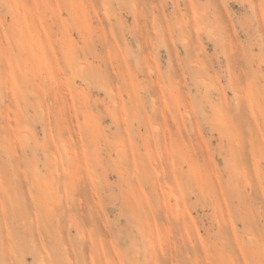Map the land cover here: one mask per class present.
Wrapping results in <instances>:
<instances>
[{"label":"rangeland","instance_id":"rangeland-1","mask_svg":"<svg viewBox=\"0 0 264 264\" xmlns=\"http://www.w3.org/2000/svg\"><path fill=\"white\" fill-rule=\"evenodd\" d=\"M0 264H264V0H0Z\"/></svg>","mask_w":264,"mask_h":264},{"label":"bare ground","instance_id":"bare-ground-1","mask_svg":"<svg viewBox=\"0 0 264 264\" xmlns=\"http://www.w3.org/2000/svg\"><path fill=\"white\" fill-rule=\"evenodd\" d=\"M198 18V17H197Z\"/></svg>","mask_w":264,"mask_h":264}]
</instances>
